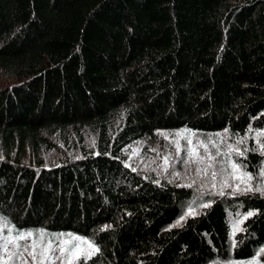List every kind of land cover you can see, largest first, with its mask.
I'll return each mask as SVG.
<instances>
[{
	"label": "trees",
	"instance_id": "16d2710c",
	"mask_svg": "<svg viewBox=\"0 0 264 264\" xmlns=\"http://www.w3.org/2000/svg\"><path fill=\"white\" fill-rule=\"evenodd\" d=\"M249 126L264 128V0H0V215L94 240L88 264L256 256L264 197L239 196L232 213L217 198L171 227L190 190L124 161L158 129ZM55 140L78 155L45 161ZM261 160L248 152L247 170ZM238 211L255 214L231 253Z\"/></svg>",
	"mask_w": 264,
	"mask_h": 264
},
{
	"label": "snow or ice",
	"instance_id": "6c2138e0",
	"mask_svg": "<svg viewBox=\"0 0 264 264\" xmlns=\"http://www.w3.org/2000/svg\"><path fill=\"white\" fill-rule=\"evenodd\" d=\"M158 135L174 146L176 157L174 163L182 162L186 171L189 165L196 166L195 177L190 178V182L179 185L180 187L193 188L197 186V180H199L197 191L201 196L207 193L223 197L226 195V190L230 189L233 196L258 194L264 197V160H261L256 174L249 172L247 165L240 162L247 159L249 151L264 158V128L254 130L249 126L244 136L232 134L236 137L234 144L225 143L232 138L227 129L224 132L209 135L206 140L196 139L195 143L194 138L198 134L187 128L173 134L158 133ZM170 135L175 138L170 139ZM249 140L254 141V147H249ZM200 149L203 150L202 153ZM181 153L184 154L183 157ZM174 163L172 153L164 155L165 172H168L169 167L174 166ZM132 171L136 169L133 168ZM173 175L180 177L181 173L173 172ZM210 206L209 203L199 205L201 208ZM197 214V210L189 206L187 213L182 215L173 227L182 226V220ZM254 214L249 211L233 222V247L236 245V233L244 231L240 225ZM99 252L100 248L95 241L84 236L72 232H49L43 228L19 229L7 216L0 215V264H27L25 254L31 257L32 264H56L57 261L60 264H80L81 260L84 264H88V261ZM261 255H264V248H261L248 264H259Z\"/></svg>",
	"mask_w": 264,
	"mask_h": 264
},
{
	"label": "rangeland",
	"instance_id": "374dc122",
	"mask_svg": "<svg viewBox=\"0 0 264 264\" xmlns=\"http://www.w3.org/2000/svg\"><path fill=\"white\" fill-rule=\"evenodd\" d=\"M181 129H184V128L158 129L153 135L146 136L140 140L133 142L132 144L127 146L125 151H124L125 164L132 169L135 168L136 171H138L142 175L146 176L147 178L152 179L155 183H160L161 181H165V182L170 183L169 181H172L170 184L179 186L181 184H186V183L190 182V178L195 177L194 169L196 166L195 165H189V168L186 171L182 162L181 163H174V161L176 159L174 146L171 145L168 140H165V139H163L162 136L158 135V133L173 134L176 131L181 130ZM226 129L229 131L228 128H224V129L216 131V132L195 131L198 134V136L196 138H194V143H195L196 139L206 140L209 135L224 132ZM244 135H242V136H244ZM85 136H86V143L88 145L93 146L95 143V140H96V136L94 134H92L91 132H86ZM173 138H175V137L170 135V139H173ZM235 139H236V137L232 136V138L230 140H226L225 143H233L234 144ZM55 141H56L57 147L54 150L45 153V156H44L45 161L56 162L58 159H60L64 155H78V148L67 147L63 143L59 142L58 140H55ZM182 143H184V141H182ZM254 146H255L254 141L249 140V147H254ZM221 147L223 149V145ZM200 151H201V153L203 152L202 149H200ZM213 151H214V149H213ZM169 153H172L174 166H170L168 169V172H165L163 169V157H164V155H167ZM183 155L184 154L181 153L182 157H183ZM240 162L243 164H247V163H245V160H241ZM173 172H180L181 176L176 177L173 175ZM257 172H258V169L256 172H254V174H256ZM199 183H200V181L197 180V186H195L193 188L185 187V188L190 190V193H189V197L186 198L185 200H183L181 203V207L183 209V215H185L187 213V209L189 206H193L199 214L200 211L202 210V208L199 207V205L201 203H209L210 204L214 199H217V198L218 199L223 198L224 200H226L227 209H228L229 213H232V207H236L235 205L237 202L235 200L239 196H233L231 194L230 189L226 190V195L223 197L214 196V195L207 194V193H205L203 196H201V194L197 191V187L199 186ZM213 191H215V190H213ZM227 200H233L232 203H234V204L231 206V203L228 202ZM244 215H246V214H244ZM244 215L240 214V211L236 212V214H234V215L231 214L230 215L231 216V220H230L231 226L233 225V222L235 220L242 218ZM180 218L178 220H180ZM186 219L182 220L181 224H184ZM177 221L173 225H175L177 223ZM243 223L240 225L241 228L243 226ZM173 225L171 227H173ZM35 229H40V228H34L32 230H35ZM25 230H29V229H25ZM65 233H67V232H65ZM88 239H90V238H88ZM231 241H233L232 233H231ZM231 249H232L231 250V253H232L234 247L231 246ZM254 257L250 258V259H245V260H236L233 258H229L227 260L212 261L208 264H217V262H219V264H248V262L252 261L254 259ZM25 258L27 259V264H32L31 257H28L27 254H25ZM82 261L83 260H81L80 263ZM56 264H60V262L57 261ZM259 264H264V262H262V260L259 259Z\"/></svg>",
	"mask_w": 264,
	"mask_h": 264
}]
</instances>
